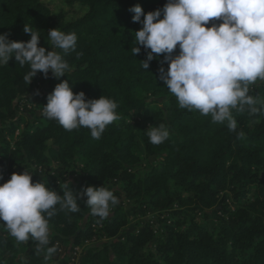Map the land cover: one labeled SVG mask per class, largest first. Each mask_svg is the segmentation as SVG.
<instances>
[{
  "label": "trees",
  "instance_id": "trees-1",
  "mask_svg": "<svg viewBox=\"0 0 264 264\" xmlns=\"http://www.w3.org/2000/svg\"><path fill=\"white\" fill-rule=\"evenodd\" d=\"M166 2L0 0V34L9 33L10 40L28 41V25L38 32L39 46L51 51L49 29L77 35L76 50L61 53L70 71L60 78L37 72L27 84L29 65L14 57L0 64V184L27 170L33 183L61 195L70 181L74 193L104 186L119 200L102 221L83 200L75 213L57 205L49 246L58 251L47 264H74L75 249L87 241L94 246L77 264H264V109L233 111L238 128L232 133L210 116L179 107L159 79L163 56L142 67L146 50L137 45L140 53L132 52L133 32L142 25L129 9L139 4L154 11ZM61 80L87 99L114 100L121 119L99 140L87 128L69 132L47 119L42 108ZM42 87L38 102L25 100ZM253 87L251 94L264 98V84ZM161 123L170 136L153 145L146 129ZM241 131L244 139L237 138ZM127 209L137 216L153 213L160 224L145 221L137 231H125ZM34 247L31 240L17 245L0 220V264H45Z\"/></svg>",
  "mask_w": 264,
  "mask_h": 264
},
{
  "label": "clouds",
  "instance_id": "clouds-1",
  "mask_svg": "<svg viewBox=\"0 0 264 264\" xmlns=\"http://www.w3.org/2000/svg\"><path fill=\"white\" fill-rule=\"evenodd\" d=\"M129 11L134 13L133 22L142 25L133 32V54L141 51L137 45L146 50V58L141 60L145 70L150 61L163 56L159 79L181 109L210 116L213 123L226 124L232 133L238 128L233 111L254 115L264 109V98L251 94L258 82L264 84V0H167L162 9L144 12L136 4ZM23 31L30 34L28 41L0 34V64L8 65L14 57L21 66L29 65L30 71L23 77L27 84L37 72L45 78L49 72L60 78L70 71L61 53L76 50V33L49 29L52 50L47 51L39 46L40 36L31 26L24 25ZM39 94V90L34 93ZM117 107L103 95L87 99L83 91L74 93L68 80H61L47 95L42 114L69 132L87 128L91 137L99 140L109 125L121 119ZM146 135L151 144L160 145L170 131L161 123L149 125ZM237 138L244 139L245 133L239 132ZM69 184L64 181L63 194H58L44 182L33 183L27 170L13 172L0 184V220L6 231L17 245L31 240L35 254H43L45 264L58 251L57 245L49 246V220L57 205L62 211L75 213L80 210L77 201L83 200L91 214L102 221L119 203L104 186H87L74 193Z\"/></svg>",
  "mask_w": 264,
  "mask_h": 264
},
{
  "label": "rangeland",
  "instance_id": "rangeland-1",
  "mask_svg": "<svg viewBox=\"0 0 264 264\" xmlns=\"http://www.w3.org/2000/svg\"><path fill=\"white\" fill-rule=\"evenodd\" d=\"M55 5H57L56 3H52V6L54 7ZM45 89V87H42V88H38L39 90V95H34V93H29L25 96V100L27 102H30V104L34 105L36 102L39 101L40 99V96H41V93L42 91ZM76 169V168H74ZM69 175H71L69 177V179L72 180L73 178V173H70ZM127 214H128V219H129V224L126 225L125 227V231H129V230H134V231H137L139 227H141L142 223L145 222V221H150L151 223H154L153 225H155V228L158 227V219H157V216L154 215L153 213H146L144 216H137V215H134L130 209H127ZM168 214H166L165 216H160V218H164V217H167L168 218ZM172 221L171 219L169 220V222ZM160 224V223H159ZM160 232H162V229H158ZM94 246L93 243H90V242H86L83 246L81 247H77L75 250L77 251V254L75 255L76 258L74 260V264H77L78 262V258H79V255H84L87 251V249L89 247H92Z\"/></svg>",
  "mask_w": 264,
  "mask_h": 264
}]
</instances>
